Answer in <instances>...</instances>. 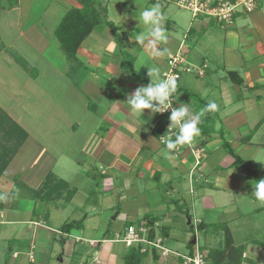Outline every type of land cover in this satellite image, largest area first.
Listing matches in <instances>:
<instances>
[{
	"label": "crops",
	"instance_id": "crops-1",
	"mask_svg": "<svg viewBox=\"0 0 264 264\" xmlns=\"http://www.w3.org/2000/svg\"><path fill=\"white\" fill-rule=\"evenodd\" d=\"M53 1L65 4L68 9L78 7L77 3L72 0ZM146 1V7L157 2V0H143L142 3L144 4ZM33 2L34 0H18L17 6L5 10L7 15L13 14L14 17L11 18H15V21L8 20L9 25L4 26L1 30L7 46L5 52L2 53L4 60L7 65L18 66L22 70V76L26 77L22 80L21 77L14 79L11 76L14 84L7 90V99L4 98L3 101H0L2 108V110L0 109L2 115L0 116V168L8 161L0 174V204H2L0 240L10 243L6 257L4 256V264H48L52 256L57 257V264H64L68 256L74 255L79 257L78 264L84 262V264H123V256L129 247L115 240L125 233L123 225L128 221H138L144 225L149 223L148 220H144L145 216L151 215L149 218L153 220L155 232L160 233V227L166 228V234L163 236L160 233L159 236L163 243L171 236L170 232L180 231L177 236H181L182 231L186 232V229L182 227L183 220L173 219L175 207L177 211H179L178 207L189 209L188 204H191V201L196 198L201 202L204 210L215 208L208 193H221L219 188L224 185L218 182L220 175L224 174L223 179L227 180L226 182L230 181V185L226 187L224 193L236 194L239 189L241 191L243 189L242 193L244 194L245 192L252 193L253 185L245 180L244 174H242L244 180L238 179L240 182L230 188L231 181L235 178L231 173L234 169H232L231 158L222 148V140L219 138L218 132L220 129L223 130V139L245 160L251 162L259 155H264V117L261 116L260 111L255 114L252 112V104L247 103L248 101L245 100L247 98H243L242 91L238 89L245 87L247 90L246 86L249 85L254 88L255 79H252V75L257 71L259 74L263 72L264 0L261 2L256 0L252 13L239 14L231 24L220 25L219 34H223L222 42H219L221 40L217 39L214 32L210 31V26L215 25L218 28V23L212 19L192 18L190 15V19L186 23L185 18L183 20L178 17L181 20L178 19L180 24H186L185 32L181 36L175 30L176 21L164 22L163 27L167 32L168 40L166 43L158 44L157 47L166 48L168 52L158 58L151 57L149 49L138 45L135 41L137 40L136 35L146 31V26L139 24L142 27L135 31L134 27L137 24H133L132 32L126 36L129 39L123 38V42L127 43L121 46V50L130 54L136 70L145 74L144 77L137 74L134 80L121 68V57H118L119 47L112 38L113 36L107 43L102 44L99 38L100 34L95 28L77 50L76 58L79 66L75 62H70V66L67 67V73L75 75L71 80L68 79V87L64 88L61 93L56 92L52 86L40 84L38 75L33 77L29 70H25L17 62L19 54L14 48L15 42L19 38H26L27 42L29 37L30 39L33 36L40 38L48 29L45 23L50 18L44 13L36 18V22L40 24L38 27L36 26V29L39 30L38 33L34 32V29H30L31 32L30 30L27 32V37L23 34L21 22L34 17L31 13ZM102 7H105L106 20L109 21L107 7L106 5H102ZM50 10L48 8V11ZM51 13L52 11L49 14ZM12 23L16 28L15 26L11 28ZM193 25L202 31V35L205 34L207 37L208 33L210 40L204 42L201 48L203 51L193 50L192 56L188 52L192 48L187 40L193 33ZM12 29L15 31L12 32ZM107 31L105 30V33L112 35L110 30ZM115 31L119 35L117 31H121V29L116 26ZM125 31V33L128 32ZM11 34H15V37ZM205 36L199 38L201 40L197 43L202 41ZM179 49L186 60L185 65L191 67L192 64V67L201 69L205 67L202 76L197 75L193 70L196 77H200V79L208 77L210 73L208 70L209 61L215 66L221 63L223 72L226 71V73L230 69L236 72H239L237 69L243 70L242 75H239L243 78L244 84L240 87L233 84L238 89L237 93H233L229 89V85L218 87V90L220 88L219 99L223 101L224 108L228 107L223 112L216 111L218 118L214 126L215 133L212 134L209 141L200 135L194 139L198 145L196 147H202L206 155L197 169L192 168L193 158L188 153L186 145L182 146L177 153L174 150L169 155L166 144H162L154 136L153 129H155L158 119L156 114L145 110L144 115L141 116L139 113L133 112L126 104L128 94L134 92L138 87L147 86L146 83H150L146 67L158 66L162 78V73L167 69L169 57L174 56ZM45 50L46 47L40 53L43 59L48 56ZM219 54L223 56L220 62L217 61ZM106 55L111 60L104 57ZM140 55L146 57V64L142 70L136 64ZM258 58L262 65L254 70L247 69V66L251 65L250 61ZM248 59L249 62H247ZM87 72L89 73L87 74ZM67 73L64 75L66 79ZM226 78V76L223 78L224 82H226ZM179 80L176 82V86L181 88ZM18 81L21 84L16 85ZM120 88L123 91H120ZM183 91L188 92L186 89ZM42 99L47 100H43L45 102L43 104L42 101L41 106ZM108 99L113 100L108 101ZM15 105H22L21 109L26 113L15 112ZM32 107L35 108L33 111H31ZM41 108L47 109L45 113L42 112L46 116L40 115ZM27 109L30 110L27 111ZM29 111L31 123L25 121L29 120L27 117ZM89 117L92 119L91 127L88 123ZM217 121L218 125H216ZM101 125L105 127L103 126V128ZM201 142H203V146H199ZM89 168L94 172L93 177L95 174L97 176L100 169L99 175L102 176L100 187L103 193H110L114 188L120 190L115 195L117 200L122 201V206L118 211H115V215L112 214V211L116 207L112 203L105 206L107 208H102L101 205L102 212L99 214H90L91 209H88L86 198L85 201L80 198L79 202H75V197L78 194L83 191L88 193L92 187H95L94 182L90 181L86 188L87 176L84 174ZM57 169L60 174L57 173ZM22 171L25 172L22 173ZM186 172L187 179H185ZM49 174L53 175L55 179L65 182L69 186V190L73 189V195L69 200H65L63 193L58 199L48 202L38 195ZM71 174L73 179L66 180L65 178ZM162 180L163 182H161ZM160 186L167 187L165 193L160 190ZM122 190L125 193L123 196H121ZM142 190L145 193H142ZM163 193L169 202L167 199L162 200L160 195ZM126 196H130V198L126 199ZM149 197L150 200H148ZM151 197L155 200H151ZM219 197L217 196V198ZM97 204L96 201L92 206L93 210L98 206ZM67 205H71L79 216L72 221H68L67 216L63 222L55 221L56 216L53 218L52 214L56 215V213L65 210ZM255 211L258 212L259 208H256ZM104 212L108 213L107 220L106 217L105 219L103 217ZM50 214L52 219H50ZM98 217H102L103 222L98 223L96 220ZM186 217H188V211ZM187 220L189 225L191 219L187 218ZM51 221H53L52 224ZM70 222L81 223V226L69 233H64L61 227ZM112 222L113 225H111ZM194 222L196 225L204 223L198 220H194ZM226 231L229 233L231 246L235 249L243 248L241 257L244 261L241 264H245L248 259L246 245L234 246L228 226ZM93 233L99 234L100 238H88ZM153 235L155 236V233ZM182 237L180 239H185ZM14 239L16 243L12 241ZM222 240V245L219 243L217 250L226 249L225 238L222 237ZM192 241L195 243L192 244ZM256 242L259 241L254 240L253 245ZM80 243L90 244L91 259L76 250V245ZM113 243L122 244L123 247L115 248ZM195 244L196 238L193 236L188 243V247L189 245L193 246L192 249L189 248L190 253L195 250ZM57 245L59 251H55ZM165 249L167 248L165 247ZM209 249H211L210 246L206 248V251ZM198 250L200 251L199 248ZM35 252H40V256L43 255V257L38 256L39 259L41 258L40 262L33 263ZM170 252L167 256L159 255L157 251L147 252L140 264H152L153 261L155 264L184 263L174 255V253H179L177 250ZM2 253L4 254V251Z\"/></svg>",
	"mask_w": 264,
	"mask_h": 264
},
{
	"label": "rangeland",
	"instance_id": "rangeland-1",
	"mask_svg": "<svg viewBox=\"0 0 264 264\" xmlns=\"http://www.w3.org/2000/svg\"><path fill=\"white\" fill-rule=\"evenodd\" d=\"M96 1L100 5L101 4L106 5L107 11H108L107 12L108 13L107 18L109 17L108 20L111 21V23H113L115 28L117 26L119 29H121V31H117L119 33V35L117 37L122 42L121 46L126 45L127 42L124 43L123 38L129 39V37H126V36H128L130 34V32H132V26L134 27L133 24H137L134 27L135 31H138L139 30L138 28L142 27L139 25V21L137 19H135V16L137 15L139 10H143L144 8H146L147 1L144 4L142 3L143 0H96ZM261 1L262 0H259V2H261ZM156 3H160L161 11L165 7V9H163V11H162V13L165 11L163 13V25H164V22H168L170 20L176 21L177 23L175 25V27H176L175 30L181 36V34H183L185 32V29H186L185 25L186 24L185 25H183V23L180 24L181 20L179 18H181L183 20L185 18L186 23H187V21H189V19H190V15L192 16V14H190V12L187 10L179 9L176 6V0H157ZM4 5H5V3H2V5H0V101H3L4 98L7 99V96H6L7 90H9L11 88V86L14 84V80L12 78L16 79V78L21 77L22 80L26 79L25 76H22V74H21L22 70H20V68H18V66H16L15 64H8L7 65L6 60H4L5 59L4 54H2L5 52V49H6L5 47H7V46L4 42L5 40H4V36L1 34V30L4 26L9 25V23L7 22L8 20H11V22H12V20L15 21V18L12 19L14 17L13 14L7 15V13L4 12L5 9L1 8ZM150 6H148V7H150ZM48 8L51 9L50 10V11H52L51 14H49L50 11H48ZM67 10H68V7L65 4H63V5L58 4L56 1H53V0H34V2L32 3V7H31V13L34 15V17L28 18L26 21L24 20L21 22L22 32H23V34H25V37H27V32L30 29L31 30L34 29L33 31L38 33L39 30L36 29V26L38 27L40 24L38 22H36L37 21L36 18H39L44 13L46 15H48L50 18V19H47V21L45 23V26H47V28H48L47 32L44 33L43 35H41L40 38L33 36L32 39H30V37H29L28 42H27L26 38H23V39L19 38L15 42L16 46L14 45L16 53L19 54V56L17 55L18 56L17 60L25 63V67L27 68V70H29V72L32 74L33 77L35 75H38L40 84L52 86L55 88L56 92H58V93H61V91L64 88L68 87L67 86L69 83L68 79L71 80L73 78V76L75 75V74L69 75L67 73V70H68L67 67L70 66V61H67L65 55L62 53L60 46H59V43H58L57 39L55 38V36L52 32V30H55L56 26L58 25L60 18H61V15H63ZM47 12H48V14H47ZM220 25H225V24H219V25L217 24L218 28H216L215 25L210 26V31L214 32L217 39L221 40L219 42H222L223 34L222 33H221L222 35L219 34L220 33L219 32L220 31L219 30ZM10 26H11V28H14L15 24L12 23V25H10ZM192 27L194 30H193V33H191L190 38H188L187 43L192 48V50L190 49V50H188V52L190 54H192V56H193V52L196 51V49H200V50H198V52L203 51V49H201V48L203 47L205 41L210 40V37H209L208 33L206 34L207 37L205 36V34L202 35L201 34L202 31L198 30L195 25H193ZM15 28H16V26H15ZM98 29H99V31H98ZM12 30H13L12 32L15 31V29H12ZM31 30H30V32H31ZM95 30L100 34L99 38L101 39L102 44L107 43L111 39V37L113 36V35H110L109 33H105V30H108L107 32H109V28L105 24L98 25ZM125 30H127L128 32L125 33L126 32ZM49 32H50V34H48ZM133 33H136V32L133 31ZM11 36L15 37V34H11ZM202 36H205V38L202 41H200L199 43H197L199 40H201L199 38H201ZM44 47H46L45 51L48 55V56H45L46 59L41 58V54H40L41 50ZM123 52H125V51H123ZM101 54H103V53H101ZM127 55H128V57H125V59L122 61V63L125 62V65H128L127 63H131L133 66L132 67L133 73L129 72V70L127 69L129 67H127L126 69H123V71L128 73L132 80H134V78L137 76V74H138V76L144 77L145 74H143V72H140V71L138 72V70H136V68L134 67L135 64L133 62L132 56L130 54H127ZM104 57L108 58V60H111L109 57H107V55ZM118 57H121L120 48H119V56ZM222 59H223L222 55H220V54L217 55V61L220 62ZM47 60H49V61H47ZM249 61L250 60L248 59L247 62H249ZM136 64L142 70V69H144V66L146 63L141 64L138 62V59H137ZM250 64L251 65L247 66V69H249V70L250 69L254 70L255 68H258L259 66L262 65L260 58L254 60V61L251 60ZM192 66L193 65L191 64V68H192ZM208 66H209L208 70L210 73L208 74V77H205V79H200V77L197 78L196 77L197 75L193 71L192 72H185L184 71L181 73L179 85L181 86V88L186 89L188 92L182 91L178 95H176L175 99L178 97V100L175 101L176 106L179 107L181 101H182V103H185V104H191L190 107L192 108V114L197 115L200 112V110L198 107V102L195 98V93H196V96H199L200 98H203V99L208 98L206 100L207 102H213L214 101L217 105V108L215 110L218 113H219L218 110H220V112H223L224 110L227 109L228 106H226V108H224L223 101H221L219 99L220 88L218 90V87L224 86V85H229V87H230L229 89H231L233 91V93L234 92L237 93L238 89L242 91V93H243L242 97L243 98L246 97L247 99H245V100L248 101L247 103L252 104L251 110L254 114L257 113L258 111H260L262 113L261 116L264 117V66H262L263 72L261 74H259V72L257 71L254 75H252V79H255V81H254L255 86H254V88H251L250 85L246 86L247 90H245V87L236 89V87H234L233 83L227 78H226L227 80L225 79L226 82H224L223 78L226 76L227 73H226V71L223 72L221 63H218V66H215L212 64L211 61H209ZM237 70H239L238 74L242 75L243 70H240V69H237ZM230 71H232V69H230ZM65 73L68 74L67 79L64 76V75H66ZM88 73L89 72H87V74ZM11 76H12V78H11ZM224 83H226V84H224ZM19 84H21V83H19V81H18V83L16 85H19ZM120 91H123V89L120 88ZM43 100H47V99H42L40 101L41 106H42ZM110 100H113V99H108V101H110ZM173 100H174V98H173ZM44 102L45 101H43V104H44ZM91 107H92V105H91ZM21 108H22V105H20V106L15 105L14 111L17 113L21 112V114L26 113ZM0 109L2 110L1 106H0ZM33 109H35V108L32 107L31 111H33ZM196 109L199 112L196 111ZM28 110H30V109H27V111ZM40 111H41L40 115L46 116V115L42 114V112L45 113L47 111V109L41 108ZM0 116H2L1 113H0ZM27 117L29 118V120L26 119L25 121H27V123H31L30 111L27 114ZM88 119L90 120V121H88L89 127H91L92 126V123H91L92 119H91V117H89ZM216 125H218V121H217ZM101 126L103 127L104 125H101ZM263 138H264V136H263ZM190 145H192L194 147L198 146L195 143V140H193L190 143ZM182 146H184V145H182ZM263 157H264V155L261 154L258 156L257 159H255L256 161L254 160L251 162L260 165L264 169V163H262V162H264ZM242 158L244 159V157H242ZM230 160H232V159H230ZM257 161H259V162H257ZM232 169H234V170L231 171V173L235 176V178H234V180L231 181L230 188L233 186H236V184H238L240 182V180H242V181L244 180V178H242L243 177V175H242L243 171L241 168H239L238 166H232ZM222 171H225V170L222 169ZM24 172L25 171H22V173H24ZM225 172H227V171H225ZM57 173L60 174L58 169H57ZM93 173H94L93 170H91L89 168V169H87L86 173L84 174L87 176L86 188H88L90 181L94 182L95 187H92L93 191L91 189L92 192L90 191L87 193V192L83 191L81 194H78V196L75 197V202H79V200H81V199L85 201V198H86V201L88 200L87 201L88 202V209H91V211H89L90 214L91 213L99 214L100 212H102L100 209L101 205H102V208H107L105 206L112 203V205H114L116 207V209L114 211H112L113 212L112 214L115 215L116 214L115 211L116 210L118 211V209L121 208V206H122V201L117 200V196L115 195V193L120 191V190H117L116 188H114V190L111 191L110 193H107V194L105 192L103 193L102 188L100 187V183L102 180V176L99 175L100 169L98 170L97 176L95 174V176L93 177L92 176ZM223 175L224 174H222V176L220 175L218 177L219 178V180H218L219 184L224 185L221 188L218 187L220 189L219 191H221V193L220 194L213 193V192L208 193V196H210L211 199L213 200L215 208L209 209V210H204L202 208L201 202L198 201V199L194 198L191 201V204H188L189 209L182 208L183 209V210L181 209L182 212L180 210H179L180 212L175 210L176 207H175V209H173L174 210L173 215H172V216H174L173 219L177 220V221L183 220L182 227H184V229H186V232L182 231L181 233H183V234L181 236H183L185 239H180L181 236H177L178 233L180 234V231L175 230V231H173L174 234H171L173 232L169 233L171 236H169L168 239L164 240V242L162 243V246L164 248L166 247L170 251H172V250L176 251L177 250L179 252L178 256H180V257H178V256H176V257L180 258L183 261V259L181 257L182 256H188L190 253L188 243L190 242V239L193 238V236H195V238H196V244L194 245L195 249L196 248L203 249V248H207L209 246L211 249H216V248H218L219 243L222 245L223 230L226 229L228 226V229H230L232 237H233V242H234L233 245L234 246L246 245V255L248 257L247 260H249V261H246L245 264H264V203L256 201L254 199L252 193H246V192H245V194L242 193L243 189H242V191L239 189L236 194L224 193L226 187H229L230 181L226 182L227 180L225 181V179H223ZM65 179L71 181V179H73L72 174L69 175V177L67 176ZM185 179H187V172L185 173ZM238 179H240V180H238ZM161 182H163V180ZM248 182L251 183L252 181H248ZM166 188L167 187L160 186V190L163 191L164 193H165ZM185 188H186V186H185ZM187 188H188V186H187ZM142 193H145L144 190H142ZM164 193L160 195L162 200L167 199L168 200L167 202H169V199L165 196ZM124 194L125 193L122 190L121 196H123ZM217 196L218 197L220 196V197L217 198ZM129 198H130V196H126V199H129ZM139 200H138V202H139ZM148 200H150V197L148 198ZM151 200H155V198L151 197ZM96 201L98 203L97 204L98 206L94 207V210H93L92 206L95 205ZM153 203H155V202H153ZM124 204L125 203L123 201V205ZM180 204H182V203H180ZM71 205H67V208L65 210L56 213V215L54 213L53 214L51 213L53 215V218L56 216L55 221L63 222L64 221L63 219L66 216L69 218L68 221H72V219L77 218L79 216V214L73 210V207ZM73 206L75 207L76 204L74 203ZM169 206H170V204H169ZM256 208H259L258 212L255 211ZM186 210L188 211V217H186V215H187ZM51 214H50V219H52ZM150 216L151 215H149L148 217H150ZM103 217H104V219L106 217V220H107L108 213L104 212ZM187 218L191 219V223L189 225L187 223V221H188ZM96 220L98 221V223L103 222L102 217H98V218H96ZM194 220H196V221L198 220L199 222H202V223L204 222V223L202 226H199V224L198 225L195 224ZM52 222L53 221H51L50 223L52 224ZM136 222H138V221H132V222L128 221L123 226L131 223V224H133L131 226L137 228L139 225H141V223L140 222L136 223ZM206 222H208V223H206ZM111 225H113V222L111 223ZM123 235H121L119 237L122 238ZM159 236H160V233L155 232V237H159ZM95 237H97L98 239L100 238L99 234L95 235L94 233L91 236H89L88 238H95ZM254 240L259 241V243L258 244L255 243L253 245L252 242ZM12 241L14 243H16L15 239ZM9 244L10 243L7 241H1L0 240V250L4 251V254L2 253V251H0V264H4V258L6 257L5 256L6 252L8 251V247H10V246H8ZM206 244H208V246H206ZM89 245H90L89 243H80L79 245H76V250L79 252H82L83 255L85 257H87L88 259H91L90 256L92 254H91V249H90ZM112 245L115 248L123 247L122 244L113 243ZM56 247L57 248L55 249V251H59V248H58L59 246L57 245ZM39 254H40V252L39 253L35 252V260H33V263L34 262H40L41 258L39 259L38 256L43 257V255L40 256ZM158 254L161 255L160 252H158ZM169 257H170V255H169ZM56 260H57V257L52 256V259L50 260V263H48V264H57ZM5 261H7V259H5ZM78 262H79V257L77 258V256L74 255L71 257L68 256L65 259L64 264H78ZM152 264H155V262L153 261Z\"/></svg>",
	"mask_w": 264,
	"mask_h": 264
},
{
	"label": "trees",
	"instance_id": "trees-1",
	"mask_svg": "<svg viewBox=\"0 0 264 264\" xmlns=\"http://www.w3.org/2000/svg\"><path fill=\"white\" fill-rule=\"evenodd\" d=\"M72 1H75L78 7H73L71 9H68L60 18V21L53 32L55 38L59 43L60 49L62 53L65 55L66 59L70 62H75L76 65L79 66L78 64L79 62L76 58L77 50L81 46L82 42L91 34V32L98 25L105 24L109 28L111 34L113 35L115 43L118 44V47L120 48L121 68L126 69L127 67H129L127 69L129 70L130 73H133V68H132L133 66L131 63H127L128 65H125V62L122 63V61L125 59V57H128V55L126 52H123L121 50L122 42L117 37L118 35L116 34L113 24L106 20L105 7H102L100 4H98L96 0H72ZM2 3H5V5L2 6L1 8L5 10H10L15 6H17L18 0H0V5H2ZM17 62L25 70H27L24 62L18 60ZM226 77L236 86L240 87L244 84L243 78L236 71H227ZM141 82H144V80H141ZM148 84L149 83H146V85ZM175 84L177 83L175 82ZM182 91L183 89L178 88L176 86V92L174 93L172 98H174ZM195 98L198 102L199 110L205 108V106L208 104L205 99L196 96V94H195ZM196 111L198 110L196 109ZM217 118L218 117L216 110H209L205 112L203 116H201L198 122L200 128L199 135L205 138L206 141L207 140L209 141L212 137V134L215 133L214 126ZM165 132H166V128H165V124L163 123L157 124L155 129H153L154 136L158 140L162 135L165 134ZM218 133H219L218 135L219 138L222 140L223 150L232 159V165L238 166L239 168L242 169L245 180L253 182V181H259L260 179L264 178V169L260 165L249 162L243 159L240 155H238L231 148L230 144L223 139L222 129H220ZM170 138L174 139L175 135H173ZM199 146H203V142H201ZM5 165H3L2 168H0V174L3 171ZM68 187L69 186L65 182L61 180H57L53 177V175L49 174L45 178L38 195H40V197H42L44 201L48 202L58 199L59 197H61V194L63 193L65 196L64 198H66L65 200H69L70 197L73 195L74 191L73 189L69 190ZM1 208H2V204H0V209ZM178 209L181 212L183 210V209L181 210V207H178ZM144 220L149 221V223H146L145 226L149 228L148 238L152 240L154 237L153 234L155 233V229L153 227V220L150 219L148 216H145ZM80 224L81 223L70 222L64 224L61 227V230L64 233H69L73 229L80 228L81 226ZM131 225L133 224L129 223L125 225V229H127ZM199 226H202V224H199ZM159 232L164 236L166 234V228L160 227ZM223 237L225 238L226 249L223 250L209 249L207 251L206 248L200 249V252L203 253L205 257V260H207L209 264H241L244 261V259H242L241 257L243 253L242 251L243 248L240 247L241 249L239 248L235 249L231 246L229 233L228 231H226V229H224ZM258 243L259 242H256V244ZM189 248L192 249L193 246L189 245ZM141 250L142 249L140 244H136L135 246H130L127 253L123 256V264H140L141 260L147 255L148 252Z\"/></svg>",
	"mask_w": 264,
	"mask_h": 264
},
{
	"label": "clouds",
	"instance_id": "clouds-1",
	"mask_svg": "<svg viewBox=\"0 0 264 264\" xmlns=\"http://www.w3.org/2000/svg\"><path fill=\"white\" fill-rule=\"evenodd\" d=\"M135 19L139 21V24L146 26V31L136 35L137 44L148 48L151 57L164 56L168 49L157 47L158 44L166 43L168 40L167 32L163 27V13L160 3L139 10ZM138 62L145 64L146 57L141 55L138 57ZM146 68L150 83L147 86H140L128 94L126 104L133 112L139 113L141 116L144 115L145 110H150L156 114L166 112L171 108L169 129L179 125L175 138L167 139L166 149L171 155L178 146L190 144L200 134L198 122L201 116L209 110H215L217 105L214 101L209 102L197 115L192 114L191 104L180 103L179 107H173L172 97L176 92L175 81L171 78L162 79L160 68L156 65ZM177 100L178 97L175 101ZM251 183L253 184L252 195L254 199L264 203V178Z\"/></svg>",
	"mask_w": 264,
	"mask_h": 264
},
{
	"label": "built area",
	"instance_id": "built-area-1",
	"mask_svg": "<svg viewBox=\"0 0 264 264\" xmlns=\"http://www.w3.org/2000/svg\"><path fill=\"white\" fill-rule=\"evenodd\" d=\"M255 2L256 0H176V6L179 9L189 11L190 14H192V18L206 17L208 19H212L218 24L229 25L239 14L252 13L255 9ZM185 64L186 60L179 49L174 56L169 57L167 69L162 73V79L171 78L177 82L180 79L182 72H192L193 70L194 72L196 71L197 75H203L205 67H203V69L196 67L191 68ZM173 107H177L175 103H173ZM170 114L171 108H169L166 112L156 113L158 119L156 120L155 125L163 123L166 128V132L163 135L164 137L161 136L159 138V141L162 144H166L167 139L175 135L179 130V125L169 129ZM185 145L188 153L193 158L192 168L197 169L206 157L205 151L202 147H194L190 144ZM181 148L182 145L178 146L175 149V152L177 153ZM148 231L149 228L142 223L137 228L131 226L125 230L122 238H116L115 241L124 243L127 247L140 244L142 249L141 251H157L163 256H167V254L171 253L162 246V238L154 236L153 239L150 240L148 238ZM174 255L178 256V254L175 253ZM181 258L185 264H209L207 260H205L203 253H201L198 248H196L188 256H182Z\"/></svg>",
	"mask_w": 264,
	"mask_h": 264
},
{
	"label": "water",
	"instance_id": "water-1",
	"mask_svg": "<svg viewBox=\"0 0 264 264\" xmlns=\"http://www.w3.org/2000/svg\"><path fill=\"white\" fill-rule=\"evenodd\" d=\"M195 243V241H192V244H194Z\"/></svg>",
	"mask_w": 264,
	"mask_h": 264
}]
</instances>
